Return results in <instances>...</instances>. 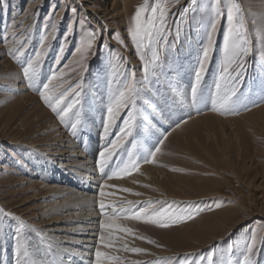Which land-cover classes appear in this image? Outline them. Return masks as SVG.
Segmentation results:
<instances>
[{"label":"rangeland","instance_id":"rangeland-1","mask_svg":"<svg viewBox=\"0 0 264 264\" xmlns=\"http://www.w3.org/2000/svg\"><path fill=\"white\" fill-rule=\"evenodd\" d=\"M124 1L129 4L126 10ZM172 2L169 23L173 36L179 26L180 39L175 42V51L165 64L161 79L146 94L147 103L141 101L139 104L140 127L134 133L136 151L143 152L138 142L146 121L153 122L150 110L158 111L159 116L164 118L160 102L166 109L171 108V95L178 96L188 111L169 123L163 131L159 141L165 142L172 135H175L177 141H169L170 145L159 153L158 163L151 164L152 171L156 172L153 178L139 184L138 191L142 195L137 196V200H175L181 202V206L193 203L202 210L194 219L166 229L137 221L121 222L155 242L149 244L146 240L127 237L130 247L172 254L152 258L151 253L120 251L125 256L122 257L124 264L138 259L168 261V264H179L180 261L186 264H209V258L212 264H244L248 255L247 245L252 238L256 239V250L252 256L254 264H264V110L254 111L264 107V40L258 38L259 34H264V0H238L245 12L252 40V51L246 58L244 80L240 87L241 98L247 97L244 103L248 104L249 110L241 108L238 115H221L212 110L226 27L223 19L218 26L215 49L201 85L205 90V101L193 104L191 99L200 52L206 43L205 33L213 15V0H197L195 5L191 0ZM90 3L97 10H114V13L120 14L106 30L94 25L86 15V5L78 0H0V60L6 62V65H0V209L13 214L0 215V264H17L15 237L20 226L13 217H20L29 226V230L24 231L28 253L32 243L40 253V246L45 243L48 235L43 230L49 222L40 217L47 200L43 198L44 186L65 185L82 194L95 196L101 185L108 180L107 175L111 174L109 169L114 163L127 158L126 152L121 150L112 158L105 173L97 175L95 171L99 165V153L116 138L120 127H123L122 116L109 130L108 136L104 135L106 109L116 87L114 80L119 79L125 71H135L138 79L143 76L142 61L127 33L130 17L143 0H117L118 4L114 6H111V0H90ZM51 24L56 26L58 32L55 39L49 36L46 43L49 50L41 65V84L38 86L47 82L53 72L63 71V79L70 84L76 83L82 74L85 84L81 101L83 124L75 136L72 135L70 125L61 124L58 117L43 103L38 91L28 87L22 76L21 64L8 54V49L14 46L13 32L22 39L30 37L26 55L21 57V60L26 61L39 50L41 37L47 34L46 26ZM93 32L98 37L102 34V39L98 38L93 45L85 60L87 71H83L76 63L80 58L77 48ZM116 32L125 40L126 47L111 38V34ZM173 36H169L170 42ZM62 47L63 52L60 51ZM7 66H11L14 72L7 73ZM26 94L36 97L38 102L23 100ZM40 107L48 112L47 121L56 124L64 138L75 145L90 162L91 173L86 176L83 188L84 181L78 176L72 177L67 171L54 168L58 160L49 161L39 156L55 152L52 148L58 146L48 144L52 140L43 124L36 125L35 110ZM205 114L214 116L188 122ZM165 136L167 139H164ZM159 141L154 147H161ZM124 149L132 150L130 141L125 143ZM54 159L58 157L54 156ZM146 165L149 164H141V167ZM173 168L179 170L172 171ZM132 175L112 180L121 181ZM142 178L139 175L133 181ZM115 198L117 203L128 200L118 195ZM110 199L113 198L108 197L106 203ZM129 200L136 201L132 198ZM96 211L100 212L98 205ZM44 256L41 253L37 255L42 264H45ZM50 257L58 264L53 255ZM59 261L63 264L65 259Z\"/></svg>","mask_w":264,"mask_h":264},{"label":"snow or ice","instance_id":"snow-or-ice-1","mask_svg":"<svg viewBox=\"0 0 264 264\" xmlns=\"http://www.w3.org/2000/svg\"><path fill=\"white\" fill-rule=\"evenodd\" d=\"M178 2L179 0H175V3ZM191 3L195 5L197 0H191ZM172 6V0H143V3L135 8L130 17L127 28L128 39L134 45L139 59L142 61L143 76L142 79H138L135 71H125L120 74L119 79L114 80L116 87L110 95V102L106 109L107 120L104 124V135L105 137L108 136L109 130L122 116L124 117L123 127H120L116 138L99 153V171L105 173V169L109 166L112 158L117 156L121 150L126 152L127 158L119 159L114 163V166L109 169L111 174H106L108 180L124 178L134 172H139L141 164L155 165L158 163L157 154L161 152V148L156 146L154 149L137 152L134 133L140 127L138 122V117L141 114L139 104L141 101L147 103L146 94L161 79L165 64L171 59L175 51V42L180 39L181 30L179 26H177L173 36L169 23V13ZM211 8L213 15L208 22L205 33L206 43L200 52L199 68L195 73V83L191 89L192 103L200 104L205 101V90L201 85L215 49L218 26L223 19L226 27L223 35L220 74L215 84L216 91L212 110L221 115H238L241 108L249 110L248 104L244 103V99L247 97L241 98L240 87L244 80L246 58L252 51L250 30L246 22L245 12L238 0H213ZM72 11L75 13L76 10L73 8ZM78 22L83 23L84 21ZM46 32L47 34L41 37L39 50L35 51L33 56H29L26 61L21 60V57L26 55V50L31 42L30 37L22 39L16 32H13L12 42L14 46L8 49V54L21 64L22 76L27 81L28 87L38 91L43 103L58 117L61 124L70 125L72 135L75 136L78 128L83 124L81 101L83 100L85 84L82 74L76 83L70 84L68 80L63 79L65 73L60 71L53 72L47 82L38 86L41 84V65L49 50L46 43L49 36L55 39L58 29L54 24H51L46 26ZM169 36H173L172 42L169 41ZM98 38L102 39V34L98 37L93 32L77 48L80 58L76 63L83 71H87L85 60ZM111 38L126 47L125 40L118 32L112 33ZM258 38L264 40V34H259ZM60 51H64L63 47ZM164 139L167 137L165 136ZM129 141L132 145L130 151L124 149L125 143ZM159 143L163 144V140ZM178 170L172 169V171ZM144 186L148 187V185ZM113 187L116 186L105 183L101 185L98 193L100 197L98 207L103 219L100 222L101 232L98 236L99 247L95 251V264H124L121 256L110 254L101 249L150 255L147 249L130 247L126 238L146 240L149 244L155 242L140 235L132 227L120 221H137L145 225L166 229L194 219L202 210L193 203L181 206V202L175 200H120L117 203L115 193L105 191V189ZM118 191L131 193L135 196L142 195V193L133 192L130 188H119ZM106 197L113 199L106 203ZM0 215L13 216L12 213H5L3 209H0ZM13 218L19 222L20 226L15 237L17 264H30L27 259L29 253L24 238V231L29 230V226L20 217ZM262 243H264V238H262ZM48 246L49 248L52 247L50 242ZM255 250L256 239L252 238L247 245L248 255L245 257L244 264H254L252 256ZM128 264H168V261L131 260ZM179 264H186V262L180 261ZM209 264H212L211 258H209Z\"/></svg>","mask_w":264,"mask_h":264},{"label":"bare ground","instance_id":"bare-ground-1","mask_svg":"<svg viewBox=\"0 0 264 264\" xmlns=\"http://www.w3.org/2000/svg\"><path fill=\"white\" fill-rule=\"evenodd\" d=\"M78 1L86 5L85 7L86 15L94 22V25H97L99 28H104L107 30L108 27L112 26L115 19L118 18L120 14L119 12L114 13L113 12L114 10L112 11L113 13L106 12L104 10L103 11L97 10L94 7L95 5L94 6L89 5V4H93L90 3V0H78ZM123 3H124L123 4L124 10H126L129 4L127 1H124ZM114 4L115 5L118 4L117 0H111V6H114ZM1 52L2 51L0 49V55ZM0 65H6V62L0 60ZM7 71H8L7 73L14 72L11 66L8 68ZM168 93L170 95L169 91ZM177 97L171 95L172 98L171 108L166 109L163 103L161 102L159 103L162 111H164V118L159 116L158 111L155 112L154 110H150L153 122L146 121L145 126L141 129L142 130L141 136H139L140 140L138 142V145L140 146L142 151L153 149L155 144L158 143L159 139L161 138L163 131L168 127L167 125L169 123L174 122L178 118L182 117L188 111L186 105L184 106L181 99H178ZM165 98H167L166 95ZM22 99L25 101H29L31 103L38 102L36 97L28 94L24 95ZM262 109L264 110V107L256 109L254 111H260ZM35 113L37 117L36 125L40 126L41 124H43V128H45L46 132L50 133L49 137L51 138L52 141L48 144H50V146L58 145L54 149L52 148V151L55 152L52 153L50 152L49 154L45 153V155L40 154L39 156L45 157V159L47 158L49 161L58 160V163L57 162L55 163L54 168H56V170H62V172L67 171L68 174L71 175L72 177L78 176L81 180L84 181L82 186L83 188L85 185L86 176H88L91 173L90 170L92 168L90 162L83 157V154L75 145L70 144L69 141L64 138L62 132L58 129L59 127H57L56 124H54L52 121L49 122L47 121V114H48L47 111H45L43 108L40 107L39 109H37V111L35 110ZM208 116L211 117L214 115L212 114L201 115L192 120H189L188 122L192 123L198 119L205 118ZM174 136L175 135H172V137H168V139L165 142H163V144L160 147L161 150L166 149L170 145L168 143L169 141L171 143L173 142L171 140L175 139ZM63 138L65 140H63ZM54 156L58 157V159L53 160ZM158 157H159V153L157 154V158ZM95 171H97L98 173L97 175H99L100 173L99 165H98V169ZM155 172L152 171V166L151 164H149L144 167H141L139 172H136L134 175L124 180L121 181L106 180L105 181L106 183L110 185H114L116 187L105 189V191L114 192L115 196L118 195L119 197H124L128 200L130 198L137 200L139 197L131 196L132 194L131 195L127 193L124 194V192L118 191V188H130L133 190V192H139L138 191L139 184H143L144 181L148 178H153ZM139 175H142L144 178H142L140 181H138L137 179H136L137 181H133ZM43 188L45 189L43 198L47 200L46 203L43 205L42 211L40 212V217L41 219L43 218L49 220L48 224L46 225L48 227L43 231L48 234L47 239L48 238L50 239V240L45 239L44 240L45 243L40 246V253L42 255L45 254L43 258L45 264H55L52 258L50 257V255L54 256L55 258L54 260H56L58 264H62L59 260L63 261V259H65V262L63 264H95V251L97 247H99L98 236L101 232L100 222L103 219V217H100L101 215L100 212L98 213L96 211V206L98 205V202L100 200L99 195L96 194L94 196L89 194H82L81 191L77 192V190L65 185L56 186L54 184H49V186L46 185ZM158 197H154V198L158 199ZM107 198L108 197H106L105 200ZM169 198L176 199V197H170V196ZM98 219L100 220V222H98ZM120 222H125V221H120ZM49 242L52 245L51 248H49L48 246ZM31 245H32L31 251L27 259L29 260V262H32V264H42L43 262L41 261V259L39 260V257L37 259V255L40 254L39 251L34 247L35 245L33 243ZM101 250L113 255H119L121 257H125L120 251L117 252L114 251L113 249H101ZM147 252L152 254V258H159V257L172 255L167 252H159L150 249H147ZM75 259L78 261L77 263ZM138 261H142V259H138Z\"/></svg>","mask_w":264,"mask_h":264}]
</instances>
